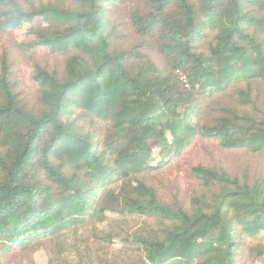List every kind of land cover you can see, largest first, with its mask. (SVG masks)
<instances>
[{"label":"trees","instance_id":"obj_1","mask_svg":"<svg viewBox=\"0 0 264 264\" xmlns=\"http://www.w3.org/2000/svg\"><path fill=\"white\" fill-rule=\"evenodd\" d=\"M38 251L264 264V0H0V264Z\"/></svg>","mask_w":264,"mask_h":264},{"label":"rangeland","instance_id":"obj_2","mask_svg":"<svg viewBox=\"0 0 264 264\" xmlns=\"http://www.w3.org/2000/svg\"><path fill=\"white\" fill-rule=\"evenodd\" d=\"M24 31V28H22L21 30H17L15 33L17 35V39H20L22 37V33ZM43 50L39 49V54H42ZM23 70V74L25 76L26 79H28L29 77V72L30 69L28 66H23L22 67ZM30 84V82H29ZM34 260L37 264H45L46 263V252L45 251H38L34 254Z\"/></svg>","mask_w":264,"mask_h":264}]
</instances>
